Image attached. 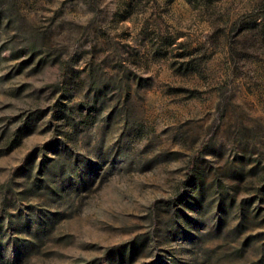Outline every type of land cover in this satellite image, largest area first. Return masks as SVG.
I'll use <instances>...</instances> for the list:
<instances>
[{
    "label": "rangeland",
    "instance_id": "rangeland-1",
    "mask_svg": "<svg viewBox=\"0 0 264 264\" xmlns=\"http://www.w3.org/2000/svg\"><path fill=\"white\" fill-rule=\"evenodd\" d=\"M18 11L59 58L20 70L10 50L0 54V264H90L106 253L113 264L195 262L198 249L215 258L248 235L257 247L264 238V0H20ZM9 32L0 31V44ZM92 81L109 87L95 104ZM117 102L128 106V122ZM62 109L79 122L76 131ZM58 133L72 158L98 162L90 183L71 181L48 205L18 198L24 163L52 157L43 145ZM195 155L212 187L201 204L195 188V202L174 213L192 185ZM241 202L260 207L262 226L226 236ZM45 221L53 222L51 238L29 252ZM139 238L145 246L135 260L128 253L120 260ZM248 250L255 259L254 246Z\"/></svg>",
    "mask_w": 264,
    "mask_h": 264
},
{
    "label": "trees",
    "instance_id": "trees-1",
    "mask_svg": "<svg viewBox=\"0 0 264 264\" xmlns=\"http://www.w3.org/2000/svg\"><path fill=\"white\" fill-rule=\"evenodd\" d=\"M19 5L20 0H0V31H11L8 38L0 44V54L4 50H10L13 59L22 60L20 70L24 69L28 63H34V61L36 62V68L45 65L48 61L57 62L59 55H54L50 52L43 33L27 24L21 18L18 11ZM107 86L108 84L95 85L94 81L90 83L89 88L94 93V104L96 103V99L106 96L109 89ZM115 88H118L119 91L121 87ZM114 108L123 113L126 122L129 121L128 106L120 105L117 102ZM61 114L63 121L66 122L65 124H68L69 128L75 131L79 128V122L65 109L61 110ZM61 134L65 133L55 134L43 145V149H49L52 152V157L45 155L38 165H36L33 158L28 157V161L24 163L26 167L23 166L24 182L22 183L23 188L17 191L18 198L29 200V198L34 196L37 197L40 204L48 205L50 202H56L63 198L73 180H77L78 184L83 181L87 182V184L90 183L98 162L96 160H86L85 156L72 158L71 154H68L66 149H64L66 141L61 137ZM198 159L199 155H195L189 163L188 176L192 185L185 193L186 196L174 204V213L181 209L182 205H190L193 201L195 202L196 195L193 194L195 188L198 192V203L201 204L205 190H209L212 187V185H205V177L198 171ZM234 173L238 177H242L243 175L242 169H238ZM81 175L83 179L78 181V177ZM216 188V190L220 189L219 184H217ZM224 192V198L229 200V206H235L236 199L233 195V190L226 187ZM223 209L222 211L226 212L224 207ZM238 210L240 212L239 220L233 229L226 231V236L230 235L233 238H237L249 228L250 224H253V227L256 226L257 228L262 226L261 221H256L259 216L260 207H253L251 204L241 202L239 203ZM52 226L53 222L48 223L47 221L39 224L38 230L35 233V236L38 234V237H31L28 241L29 252H37L38 244L47 238H51ZM255 239L257 240L254 235H248L241 241L240 247L233 250L225 247L215 258L208 250L200 248L198 249L200 259L195 258V262L181 261L177 264H264V238L259 239L257 247L254 245ZM8 240V242H13L10 237ZM13 243L17 245V240ZM144 246V238L136 239L131 242L128 249L124 248L119 252L120 260L124 261L128 253V261H134ZM253 246L255 259H251V253L248 250ZM90 264H113V258L110 253H106L103 258L93 260Z\"/></svg>",
    "mask_w": 264,
    "mask_h": 264
}]
</instances>
